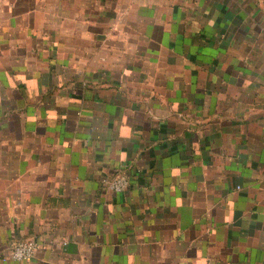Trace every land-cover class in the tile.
<instances>
[{"label": "crops", "instance_id": "obj_1", "mask_svg": "<svg viewBox=\"0 0 264 264\" xmlns=\"http://www.w3.org/2000/svg\"><path fill=\"white\" fill-rule=\"evenodd\" d=\"M0 264H264V0H0Z\"/></svg>", "mask_w": 264, "mask_h": 264}, {"label": "built area", "instance_id": "obj_2", "mask_svg": "<svg viewBox=\"0 0 264 264\" xmlns=\"http://www.w3.org/2000/svg\"><path fill=\"white\" fill-rule=\"evenodd\" d=\"M102 184L113 192H120L127 187L128 180L123 175H117L103 178ZM35 249L36 243L33 240L16 242L3 251L1 261L28 262L32 259Z\"/></svg>", "mask_w": 264, "mask_h": 264}]
</instances>
